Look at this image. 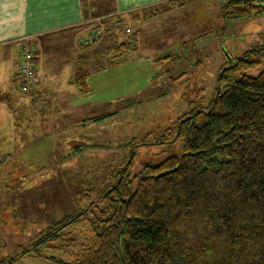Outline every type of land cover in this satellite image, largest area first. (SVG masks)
Listing matches in <instances>:
<instances>
[{"label":"trees","instance_id":"16d2710c","mask_svg":"<svg viewBox=\"0 0 264 264\" xmlns=\"http://www.w3.org/2000/svg\"><path fill=\"white\" fill-rule=\"evenodd\" d=\"M222 2L226 20L264 12L263 0ZM182 5L183 0H170L159 13ZM114 19L124 22L105 15L100 26ZM118 30L105 27L94 38L101 47L93 70L119 64L134 48L133 38L118 39ZM262 55L263 49L252 47L229 61L220 69L210 105L184 114L160 136V143L182 141V156L144 165L137 174L134 156H123L107 169L99 196L92 199L93 181L77 189L76 202L90 201L84 209L52 221L40 239L17 246L0 264L29 257L40 264H264V67L250 74L261 66ZM84 80L79 75L76 82L84 86ZM100 146L84 142L60 163H73L76 155ZM71 225L85 228V234L75 238L67 231ZM50 247L66 254L47 255Z\"/></svg>","mask_w":264,"mask_h":264},{"label":"rangeland","instance_id":"374dc122","mask_svg":"<svg viewBox=\"0 0 264 264\" xmlns=\"http://www.w3.org/2000/svg\"><path fill=\"white\" fill-rule=\"evenodd\" d=\"M183 2L185 8L179 18L180 24L186 23L184 30L178 32L177 20L173 32L166 29L154 32L160 39H148L143 46L136 47L139 50L130 53L139 51L146 57L138 60L131 55L133 58L128 63L113 69L119 72L117 77L105 75L92 80V92L98 99H113L108 104L101 101L92 115L117 113L105 119L101 126L92 124L90 133H98L99 137L93 135V138L98 137L96 143L101 146L77 156L71 163L73 167L28 166L23 162L25 158L9 159L13 155L29 157L33 153L26 148L18 154L8 151L6 115L4 126L0 124V258L17 251V246L28 247L36 242L41 237L39 233L52 221L84 209L90 201L85 200L82 205L76 202V190L88 187L87 183L93 181L92 199L99 196L107 169L123 156H128L127 159L134 156L133 174L139 173L144 165L160 163L173 155L182 156V141L160 143L163 140L160 136L174 127L184 114L210 105L224 65L252 47L264 51V12L245 20H226L221 0ZM93 13H88V17ZM91 23L95 24V21ZM127 25V21L121 24L120 39H126ZM72 31L51 35L48 50L56 53L66 46L70 51L71 38L74 41ZM165 49L173 55L154 58ZM44 50H47L45 45L40 57ZM261 58V66L250 74L257 75L262 71L264 55ZM121 82H128V86L119 84ZM41 137L33 144L37 151L41 147L46 150L48 139ZM15 163H18L16 168ZM68 230H73L77 239L85 234V228L76 225H71ZM78 248L77 245L72 247L73 250ZM44 252L54 256L66 254L53 247L45 248ZM20 264L40 263L29 257Z\"/></svg>","mask_w":264,"mask_h":264},{"label":"crops","instance_id":"0c3cea01","mask_svg":"<svg viewBox=\"0 0 264 264\" xmlns=\"http://www.w3.org/2000/svg\"><path fill=\"white\" fill-rule=\"evenodd\" d=\"M169 1L0 0V124L4 126L7 115L9 130L5 134L9 136L8 151L18 154L26 148L33 153L29 157L13 155L9 159L25 158L23 162L28 166L53 165L59 169L73 167L72 162L60 163V160L77 145L84 142L96 143L98 133H90L89 129L93 123L97 127L105 120L99 123L83 122L86 118L99 115H92V112L101 101L108 104L113 100L107 97L98 99L97 94L92 92V80L105 75L117 77L120 74L113 69L128 63L133 58L131 55L138 60L146 57L139 51L130 53L139 50L136 47L143 46L148 39H160L154 32H162L163 29L173 32L174 22L177 20L178 32L184 30L186 23L180 24L182 21L179 18L185 8L183 5L175 10L159 13L169 6ZM88 13H93L92 17H88ZM113 14L128 22L125 27L126 39L133 38L135 46L119 64L96 71L93 69L96 68L101 47V41L94 42V38L98 36L97 31L117 26L120 34L122 26L115 19L100 26L103 16ZM91 21H95V24ZM69 29H73L74 35L70 51H67L66 46L60 47L56 53L48 50L51 35H59ZM119 34L118 39L125 41L126 39H120ZM25 38L38 46L35 64L39 73L35 85L30 89H25L19 72L22 59L20 45ZM90 38L91 41L87 42ZM44 45L47 50L40 57ZM171 55L173 54L165 49L154 55V58L162 59ZM79 75L85 78L84 86L76 82ZM119 84L128 86V82ZM93 135L98 137L93 138ZM41 136L48 139L46 150L41 147L37 151L33 144ZM88 151L93 150L87 149L82 153ZM14 167H18V163Z\"/></svg>","mask_w":264,"mask_h":264},{"label":"built area","instance_id":"2783aa9c","mask_svg":"<svg viewBox=\"0 0 264 264\" xmlns=\"http://www.w3.org/2000/svg\"><path fill=\"white\" fill-rule=\"evenodd\" d=\"M264 1V0H263ZM101 31L98 30L96 35H98ZM91 38L87 40L90 42ZM21 52V62L19 66V72L24 81L25 89L32 88L38 78L39 70L35 64L36 62V47L28 40L23 39L20 45Z\"/></svg>","mask_w":264,"mask_h":264}]
</instances>
